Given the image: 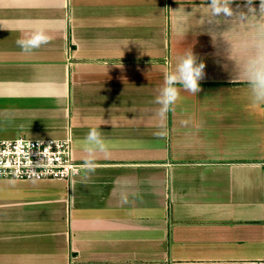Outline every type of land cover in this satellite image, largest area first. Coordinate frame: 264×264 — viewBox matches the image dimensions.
<instances>
[{
    "label": "crops",
    "instance_id": "obj_1",
    "mask_svg": "<svg viewBox=\"0 0 264 264\" xmlns=\"http://www.w3.org/2000/svg\"><path fill=\"white\" fill-rule=\"evenodd\" d=\"M207 3L0 0V140L69 138L78 164L91 128L109 145L92 173L0 180V264H264V104L235 71L244 26L202 25ZM36 28L53 39L25 53ZM188 48L201 91L162 117Z\"/></svg>",
    "mask_w": 264,
    "mask_h": 264
},
{
    "label": "clouds",
    "instance_id": "obj_2",
    "mask_svg": "<svg viewBox=\"0 0 264 264\" xmlns=\"http://www.w3.org/2000/svg\"><path fill=\"white\" fill-rule=\"evenodd\" d=\"M233 0H208V14L202 25L219 24L224 17H233L232 24L244 26L247 35L239 42V64H235V71L243 76L247 85L250 102L254 105L264 104V0H260L259 13L249 8L250 14H234L231 4ZM251 3V0H249ZM215 38L217 33H211ZM53 37L44 28H36L19 38L16 43L25 53H31L48 44ZM229 43V42H228ZM230 44V43H229ZM232 45L229 48V59ZM205 63L188 48L173 67L169 64L164 72L163 85L155 97L159 105L158 113L165 116L173 110V106L181 99V90L196 96L201 91L200 83L205 78ZM81 150L87 154L80 168L85 173H92L98 167L94 156L98 152L108 150V142L103 132L91 128L80 142Z\"/></svg>",
    "mask_w": 264,
    "mask_h": 264
},
{
    "label": "built area",
    "instance_id": "obj_3",
    "mask_svg": "<svg viewBox=\"0 0 264 264\" xmlns=\"http://www.w3.org/2000/svg\"><path fill=\"white\" fill-rule=\"evenodd\" d=\"M72 157L71 140H0V180H69L80 172Z\"/></svg>",
    "mask_w": 264,
    "mask_h": 264
}]
</instances>
